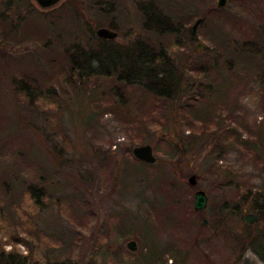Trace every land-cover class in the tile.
Returning <instances> with one entry per match:
<instances>
[{"label":"rangeland","instance_id":"obj_1","mask_svg":"<svg viewBox=\"0 0 264 264\" xmlns=\"http://www.w3.org/2000/svg\"><path fill=\"white\" fill-rule=\"evenodd\" d=\"M74 1L75 12L95 34L99 27L117 32L113 45L125 47L144 38L154 45L168 41L144 27L139 5L149 0ZM168 1L191 10L179 44L168 52L184 70V98H193V104L180 107L168 122L169 106L165 111L157 102L149 104L145 116L151 142L133 138L132 125L114 112L101 113L106 95L96 108L88 107L95 116L84 122L56 103L26 105L14 94L10 67L0 60V211L5 213L0 247L27 255L23 264H143L140 251L153 246L164 264L171 263L176 250L185 252V264H264L247 244L258 231V217L254 223L244 220L245 214L255 213L252 198L244 201L247 191L264 189V146L256 142L258 132H264V0H227L223 7L218 0ZM60 4L44 11L34 0H0V51L43 63L39 45L25 41L22 31L27 22L40 23L30 17L31 8L45 13V19L62 14V21L76 20L67 10L72 4ZM198 18L202 21L192 34ZM251 43L260 45L262 53H240L243 44ZM53 85L61 93L60 84ZM129 89L123 90L130 94ZM199 110H206L205 122L187 123L191 112ZM188 125L197 142H184L185 151L170 159L175 153L161 139L191 135ZM233 134L254 144L236 142ZM142 144H150L161 162L139 164L132 149ZM191 176L195 185L189 183ZM165 177L182 185L183 208L169 204L167 191L161 205ZM196 190L207 196L201 210L193 208ZM175 209L180 216L168 220ZM130 240L135 250L127 247ZM242 245L247 246L240 255Z\"/></svg>","mask_w":264,"mask_h":264},{"label":"trees","instance_id":"obj_2","mask_svg":"<svg viewBox=\"0 0 264 264\" xmlns=\"http://www.w3.org/2000/svg\"><path fill=\"white\" fill-rule=\"evenodd\" d=\"M71 1L73 0H68V4L72 5L68 6L67 10L76 20L69 22L62 21V14L58 17L52 16L51 19L48 17L45 19V13H37L32 11L35 9H30V17L33 20H40V23L37 22L34 26L27 22L22 33L25 36V41L29 40L39 45L43 54V63L40 65L30 64L29 59L31 58L29 57H14L12 54H6L3 50L0 51V60L10 67L16 98L21 99L28 106L38 103L40 107L42 103H56L60 110L72 113L79 119L82 118V122H84L95 116L87 113L88 107L96 108L100 104L99 100L106 95L108 97L107 105L101 108V113L114 112L121 122L132 125L135 132L133 138H136L140 143L151 142L153 139L147 123L148 117L145 116V109L149 104L157 102L158 106H162L165 111L169 106L172 113L171 116L165 114L167 122L171 118L175 119L180 107L188 108L193 104V98H184V92L188 90L184 86V70L174 63L168 52L170 46L179 44L183 21L191 14V10H188L189 6L184 5L176 8L175 3L172 4L168 0H149L140 4L139 10L142 12L145 29L158 36L165 35L168 41L154 45L149 38V41H146L147 38L136 39L130 45L123 47L113 45V40L99 38L87 21L82 19L80 13L75 12V1ZM99 1L91 2L94 5ZM203 21H205V16ZM2 31L5 30L2 29ZM85 33L89 34L86 37V42ZM7 34L10 33L7 31ZM240 53L256 57L262 53V48L256 43H251L248 46L243 44ZM29 65L33 66V70L29 69ZM191 70L201 71L199 68H191ZM109 81L112 83L110 87L103 89L102 92L98 90ZM56 82L61 86V93H57L54 88L53 83ZM207 85L208 87L212 86L211 84ZM124 87H130L129 90L132 92L128 94L125 92L126 90H123ZM137 91L140 92V99L135 96ZM146 101L149 102L146 104ZM194 112H191L193 113L192 117L187 119V123H204L206 110ZM82 113L84 117L87 114V117L83 118ZM172 128L174 129V125ZM188 128H190L189 131L192 130L190 131L191 135H184V137L182 135V138L173 133L164 135L161 139L175 153L170 159L176 157L179 150L185 151L184 142H197V137H194L196 132L191 129L192 126L188 125ZM232 137L236 142H243L245 145L254 144L253 141L241 138V134H233ZM219 138L224 141L227 136L222 134ZM256 142L259 146H264L263 131L262 133L258 132ZM220 157V154L217 153L215 159L219 160ZM156 160V163L161 162L160 158ZM138 163L148 165V163L139 160ZM163 181L160 189L161 205L165 203L163 193L167 191L170 197L169 204L180 209L179 207H182L186 202V200L183 201L182 194H180L182 185L176 182L175 177L168 180L165 177ZM31 194H34L33 190ZM178 197L181 201L176 199ZM249 198H252L250 200L251 209L258 217V231L250 236L247 244L264 262V189L255 192L249 189L244 201ZM180 204L182 205L179 206ZM230 209L234 213L235 208ZM171 213L173 214H169L168 220L180 216V214L177 215L176 209L175 211L171 210ZM3 216L5 213L0 211V218L2 219ZM29 222L28 220L21 224L24 226ZM242 246L240 255L247 245ZM175 252L176 254L170 256L172 259L170 264H185L187 259L185 252L179 250ZM140 256L143 264H155L156 262L164 264L166 262L160 261L161 254L154 246L146 248L145 251L143 249V252L140 251ZM27 261L28 256L18 253L16 249L5 251L0 247V264H12L13 262L23 264ZM48 264L64 263L49 262Z\"/></svg>","mask_w":264,"mask_h":264},{"label":"water","instance_id":"obj_3","mask_svg":"<svg viewBox=\"0 0 264 264\" xmlns=\"http://www.w3.org/2000/svg\"><path fill=\"white\" fill-rule=\"evenodd\" d=\"M37 2H39L41 4V6H45V4L42 3L41 0H35ZM60 0H50L49 2H47V5H53L57 2H59ZM227 0H218L217 1V6L218 7H223L226 4ZM202 21L201 18H198L191 30H192V34L196 33V29L198 27V25L200 24V22ZM96 35L99 38L102 39H106V40H112L114 38L117 37V32L109 27H99L96 30ZM132 153L133 156L140 161L146 162V163H154L156 161V156L154 155V151H153V147L150 144H142V145H137L134 146L132 149ZM189 183L192 185H195V180H194V176H191L189 178ZM207 202V196L205 195V193L202 190H196L194 193V205L193 208L195 210H201L205 207ZM257 219V215L255 213H247L244 216V220L247 223H254ZM206 223V220H203V224ZM127 247L130 250H135L136 248V243L134 240H130L127 243Z\"/></svg>","mask_w":264,"mask_h":264},{"label":"flooded vegetation","instance_id":"obj_4","mask_svg":"<svg viewBox=\"0 0 264 264\" xmlns=\"http://www.w3.org/2000/svg\"><path fill=\"white\" fill-rule=\"evenodd\" d=\"M45 6H41V4L37 1L34 0V2L40 7L41 10H50V9H55L57 6L61 5L60 3L63 2L64 0H60L59 2L53 4V5H47L46 3L49 2L50 0H41Z\"/></svg>","mask_w":264,"mask_h":264}]
</instances>
